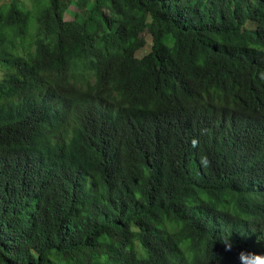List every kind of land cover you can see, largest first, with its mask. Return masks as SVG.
Returning a JSON list of instances; mask_svg holds the SVG:
<instances>
[{"label":"trees","instance_id":"trees-1","mask_svg":"<svg viewBox=\"0 0 264 264\" xmlns=\"http://www.w3.org/2000/svg\"><path fill=\"white\" fill-rule=\"evenodd\" d=\"M0 70V264L264 254V0H0Z\"/></svg>","mask_w":264,"mask_h":264},{"label":"clouds","instance_id":"clouds-1","mask_svg":"<svg viewBox=\"0 0 264 264\" xmlns=\"http://www.w3.org/2000/svg\"><path fill=\"white\" fill-rule=\"evenodd\" d=\"M202 163L207 166L209 161L207 157L202 158ZM129 232L132 234V238L130 240V244L132 248H139L141 253H146V249L143 247L142 242L137 240V234L141 232V228L139 225L130 224ZM221 243L225 246L226 251H231L232 249V241L230 238H221ZM239 259L241 260V264H264V254H257L247 251H241L239 253Z\"/></svg>","mask_w":264,"mask_h":264},{"label":"rangeland","instance_id":"rangeland-1","mask_svg":"<svg viewBox=\"0 0 264 264\" xmlns=\"http://www.w3.org/2000/svg\"><path fill=\"white\" fill-rule=\"evenodd\" d=\"M24 3H25V5L27 6V7H31V4H32V0H24ZM75 9H76V6L75 5H72L71 7H70V10L66 13V18L67 19H72L73 18V16H74V14H72L71 13V11H75ZM146 38H147V40H148V45L142 50V51H140L139 52V55L141 56V57H144L147 53H149V52H151L152 51V49H153V41H152V37H151V35L149 34V33H146L145 35H144ZM0 72L2 73V71L0 70Z\"/></svg>","mask_w":264,"mask_h":264}]
</instances>
